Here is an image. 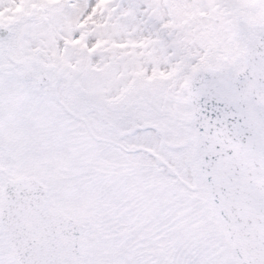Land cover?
<instances>
[{
    "label": "snow or ice",
    "instance_id": "6c2138e0",
    "mask_svg": "<svg viewBox=\"0 0 264 264\" xmlns=\"http://www.w3.org/2000/svg\"><path fill=\"white\" fill-rule=\"evenodd\" d=\"M0 264H264V0H0Z\"/></svg>",
    "mask_w": 264,
    "mask_h": 264
}]
</instances>
